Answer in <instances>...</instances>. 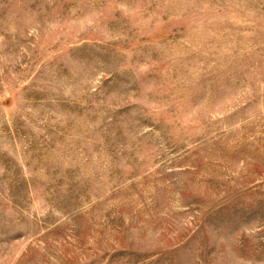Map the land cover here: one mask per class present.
I'll return each mask as SVG.
<instances>
[{"label":"rangeland","instance_id":"rangeland-1","mask_svg":"<svg viewBox=\"0 0 264 264\" xmlns=\"http://www.w3.org/2000/svg\"><path fill=\"white\" fill-rule=\"evenodd\" d=\"M0 264H264V0H0Z\"/></svg>","mask_w":264,"mask_h":264}]
</instances>
